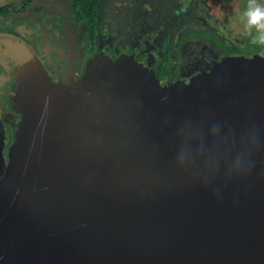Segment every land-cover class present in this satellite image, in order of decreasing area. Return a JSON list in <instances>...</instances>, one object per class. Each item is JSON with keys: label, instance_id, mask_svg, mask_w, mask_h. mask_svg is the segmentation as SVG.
Segmentation results:
<instances>
[{"label": "water", "instance_id": "water-1", "mask_svg": "<svg viewBox=\"0 0 264 264\" xmlns=\"http://www.w3.org/2000/svg\"><path fill=\"white\" fill-rule=\"evenodd\" d=\"M5 43L0 264H264V50L169 85L104 52L53 77Z\"/></svg>", "mask_w": 264, "mask_h": 264}, {"label": "flooded vegetation", "instance_id": "flooded-vegetation-1", "mask_svg": "<svg viewBox=\"0 0 264 264\" xmlns=\"http://www.w3.org/2000/svg\"><path fill=\"white\" fill-rule=\"evenodd\" d=\"M229 1V3H225ZM243 10L246 4L233 0ZM231 0H0V118L14 142L11 107L15 79L3 62L5 41L26 43L43 67L57 76L71 54L81 55L79 73L104 52L143 65L173 85L208 71L232 56H253L264 46L237 40L240 26L228 18ZM235 27L229 30L224 18ZM245 35H249L243 32ZM78 57V56H77ZM56 73V74H54Z\"/></svg>", "mask_w": 264, "mask_h": 264}, {"label": "clouds", "instance_id": "clouds-1", "mask_svg": "<svg viewBox=\"0 0 264 264\" xmlns=\"http://www.w3.org/2000/svg\"><path fill=\"white\" fill-rule=\"evenodd\" d=\"M242 23L245 31L253 36L252 43L255 45L264 46V5L260 4L258 0H247V6L242 14ZM167 99V97H165ZM211 135L219 137L221 135V128L218 124H214L211 128ZM209 146L201 142L194 146L182 147L178 153V160L186 162L191 159L196 153H203ZM240 157L237 155L236 160Z\"/></svg>", "mask_w": 264, "mask_h": 264}, {"label": "rangeland", "instance_id": "rangeland-1", "mask_svg": "<svg viewBox=\"0 0 264 264\" xmlns=\"http://www.w3.org/2000/svg\"><path fill=\"white\" fill-rule=\"evenodd\" d=\"M232 3V6L229 5V4H226V10L228 11L227 12V16L228 18H232L233 22L235 24H237L238 26H240L238 28V31H237V40H240V41H246L247 38H250V35H245L243 32L247 33L243 27V23H242V14L245 10H243L239 5H236L235 2H233V0H231ZM241 4H246L247 6V0H241ZM258 2L262 5H264V0H258ZM225 3H229V1H226ZM225 22L227 23L228 25V28L229 30L232 29V31L235 33L236 32V29L234 26L231 25L230 22L227 21V19L225 17H223ZM248 34V33H247ZM259 45H257L258 47ZM223 61V60H222ZM153 75V73H151ZM156 77V76H155ZM18 117V116H17ZM15 121V120H14ZM14 123V122H13ZM8 133V132H7ZM15 141V140H14ZM7 150H8V147L6 146L5 147V156L7 157Z\"/></svg>", "mask_w": 264, "mask_h": 264}]
</instances>
